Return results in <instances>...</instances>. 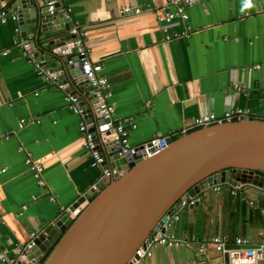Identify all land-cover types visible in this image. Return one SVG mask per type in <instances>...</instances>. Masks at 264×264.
Listing matches in <instances>:
<instances>
[{
    "label": "crops",
    "instance_id": "0c3cea01",
    "mask_svg": "<svg viewBox=\"0 0 264 264\" xmlns=\"http://www.w3.org/2000/svg\"><path fill=\"white\" fill-rule=\"evenodd\" d=\"M57 1L71 9L72 21L85 33L90 61L102 65L116 116L135 120L131 144L156 133L174 139L205 113L221 116L240 108L264 114V0H204L187 9L186 20L178 17L165 26L156 15L167 0ZM125 5L142 11L123 14ZM15 29L14 20L0 25V247L10 248L11 255L16 244L27 242L32 231L38 234L103 176L82 145L81 117L65 88L38 74ZM165 34L175 38L166 40ZM20 119L33 121L19 127ZM28 152L42 164L46 186L33 177ZM224 185L229 189L221 185L218 196L185 208L174 233L264 242V190L242 184L234 197ZM243 194L257 198L259 210L248 208ZM221 259L210 245L202 260L194 245L159 246L143 264Z\"/></svg>",
    "mask_w": 264,
    "mask_h": 264
},
{
    "label": "water",
    "instance_id": "95a60500",
    "mask_svg": "<svg viewBox=\"0 0 264 264\" xmlns=\"http://www.w3.org/2000/svg\"><path fill=\"white\" fill-rule=\"evenodd\" d=\"M52 0H0V10L16 16L19 42L32 51L33 64L46 67L57 84L78 98L88 130L104 136L98 146L102 168L121 165L115 178L103 175L25 248L17 264H128L172 213L176 201L215 184H251L264 190V120H236L203 126L150 157L126 152L107 131L89 69L80 60L69 32L73 21ZM86 204L74 217L70 213Z\"/></svg>",
    "mask_w": 264,
    "mask_h": 264
},
{
    "label": "built area",
    "instance_id": "2783aa9c",
    "mask_svg": "<svg viewBox=\"0 0 264 264\" xmlns=\"http://www.w3.org/2000/svg\"><path fill=\"white\" fill-rule=\"evenodd\" d=\"M204 0H167L156 15V20L163 26L170 24L175 18H181L186 20L188 18L187 9L196 3ZM55 0L48 3V10L50 13L56 11L54 7ZM59 11L63 16H69L71 9L69 7H59ZM142 11L140 7L133 5H125L120 9L123 14H138ZM8 19L16 20V16L11 11L4 9L0 10V25L5 24ZM69 32L74 35L73 44L75 51L80 57V60L84 65L89 67L86 73V79L89 85L94 88V94L99 103V110L102 114V118L107 119L106 122L107 131L113 135V141L117 147L121 148L119 152L120 157H123L126 152L129 154H140L141 157H150L155 153L160 152L167 146V135L162 133H156L152 135L146 141L139 144H131L129 139V130L136 127V122L131 117L119 118L116 116L115 105L110 101L109 83L105 76L101 74L102 65L100 63H92L88 55V48L85 45V33L79 28L76 22H73L69 29ZM175 35L165 34L166 40L174 39ZM22 44V43H21ZM23 55L28 57L32 62L34 60L31 49L27 44H22ZM7 51L1 52L5 55ZM37 66V65H36ZM259 65H253L250 68H258ZM38 74L42 77L48 78L57 84L55 77L50 76V72L46 67H38ZM59 89H64L62 84H57ZM66 100L69 102L71 109L79 114L81 121L79 122V131L82 134L83 147L90 153L92 157V165L101 166L104 157L98 150L99 145L104 144L105 137L99 135L97 140L94 134L88 130L86 120L83 115V108L78 104V98L66 92ZM145 107H149L150 103L146 102ZM236 119L250 120L253 122L264 120V114L254 115L246 109H228L223 115L216 116L214 114H202L194 119L191 127L185 128L184 133L188 130L198 129L203 126L212 124H221L224 122L232 121ZM33 121L32 119H20L19 127L24 126L25 123ZM26 163L30 166V171L33 177L36 179L37 184L40 186H46V180L43 176V166L41 163L35 160V158L28 152L26 157ZM102 167V166H101ZM121 165L115 167L103 168V175L115 178L114 174L121 172ZM244 185V184H243ZM242 184L230 185V193L232 196H237ZM213 192H219L221 190V184H215L211 187ZM204 191V190H203ZM201 192H195L193 194H185L180 197L174 206L172 213L166 214V218L157 231L151 234L149 240L139 245L133 254V260L128 264H143L145 260L149 259L153 255V250L159 246H165L168 248L183 247L188 245H194L196 248V258L202 260L206 248L210 245L215 252L222 255V259L216 264H264V242L257 245H251L248 237L235 236L233 238L227 235L215 234L208 238L198 237L195 234L178 236L174 233V228L180 220L181 212L187 208L198 204L202 201ZM51 200H54V196L49 195ZM241 200L247 205L248 208L253 210H259V200L257 198L248 197L246 194L241 196ZM22 209H26L24 205ZM65 207H61V212L65 211ZM80 212L79 208H75L70 217L74 218ZM37 235L35 231L30 233V238L23 244H16L13 247V254L11 255V249L7 247H0V264H17L22 254L23 249L30 248L33 245V239Z\"/></svg>",
    "mask_w": 264,
    "mask_h": 264
},
{
    "label": "rangeland",
    "instance_id": "374dc122",
    "mask_svg": "<svg viewBox=\"0 0 264 264\" xmlns=\"http://www.w3.org/2000/svg\"><path fill=\"white\" fill-rule=\"evenodd\" d=\"M221 185H223L222 186V190H224V189H227L228 190L229 189L228 186H226L224 184H221ZM218 195L219 194L213 192L211 188L205 189L204 191L201 192V197H202L203 200L212 199L213 197L218 196Z\"/></svg>",
    "mask_w": 264,
    "mask_h": 264
},
{
    "label": "trees",
    "instance_id": "16d2710c",
    "mask_svg": "<svg viewBox=\"0 0 264 264\" xmlns=\"http://www.w3.org/2000/svg\"><path fill=\"white\" fill-rule=\"evenodd\" d=\"M193 130H195V129H193ZM190 131H192V130H190ZM190 131H189V132H190ZM178 137H179V136L175 137L174 139H176V138H178Z\"/></svg>",
    "mask_w": 264,
    "mask_h": 264
}]
</instances>
